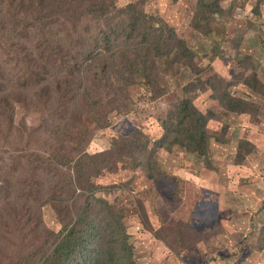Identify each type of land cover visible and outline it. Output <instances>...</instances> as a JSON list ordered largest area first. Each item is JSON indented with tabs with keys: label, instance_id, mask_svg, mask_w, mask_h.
Here are the masks:
<instances>
[{
	"label": "rangeland",
	"instance_id": "374dc122",
	"mask_svg": "<svg viewBox=\"0 0 264 264\" xmlns=\"http://www.w3.org/2000/svg\"><path fill=\"white\" fill-rule=\"evenodd\" d=\"M116 1L123 12L111 24L90 16L79 27L97 37L112 26L121 36L109 77L86 88L89 105L106 109L116 100L115 111L103 113V129L93 126L99 116L82 113L91 116L93 135L77 134L85 147L76 159L89 172L82 173L81 187L93 196L86 215L95 225L92 256L108 263L119 254L124 264H264V0ZM138 11L147 18H138ZM135 21L139 35L133 34ZM160 29L174 49L171 58H158L152 45ZM9 32L0 31V104L16 99L18 67L25 70ZM217 53L223 57L210 62ZM235 97L245 101L239 107L246 115L236 120L230 114L223 127L211 118L207 133L214 139L204 158L183 156L176 139L165 135L164 123L175 121L181 101L191 100L209 116L218 115V107L227 111L224 99ZM15 108L23 113L21 105ZM14 128L20 142L10 152L18 159L31 153L30 130L19 118ZM95 160H110L111 171L89 176ZM98 196L116 210L101 206ZM44 221L61 229L48 210ZM37 238V244H53L44 232Z\"/></svg>",
	"mask_w": 264,
	"mask_h": 264
},
{
	"label": "trees",
	"instance_id": "16d2710c",
	"mask_svg": "<svg viewBox=\"0 0 264 264\" xmlns=\"http://www.w3.org/2000/svg\"><path fill=\"white\" fill-rule=\"evenodd\" d=\"M117 4L116 0H0V31L3 35L10 31L11 47L25 67V70L18 67L16 99L3 98L0 104V109L8 116L5 118L0 113V264H124L119 254L108 263L91 254L89 240L95 225L88 223L86 215L93 196L86 195L81 187L84 185L82 173L89 172L82 161L76 159L85 147L77 134L82 133L85 138L93 135L87 120L91 116L82 113L99 116L101 121L95 120L93 126L103 129L108 126V118L103 117V113L115 111L116 100H111L106 109L89 105L90 93L86 88L90 85L96 88L109 77V62L117 60L114 46L121 38L112 26L108 30L101 29L97 37H93L88 28L81 32L79 27L90 16L95 17L91 20L105 19L111 24L123 12ZM222 11L221 6L216 14ZM137 14L138 18H147L140 11ZM138 28L135 21L133 34L139 35ZM153 29L150 19L149 33ZM163 32L159 30L152 45L159 53L158 58L164 59L165 55L171 58L174 49L170 48ZM133 38L132 35L130 39ZM32 43H35L34 50L30 47ZM221 57L222 54L217 53L209 59L214 62ZM130 70L134 71L133 67L130 66ZM215 79L219 85L220 81L225 83L217 75ZM224 101L227 111L218 107V115L209 116L191 100L178 103L173 112L175 121L171 118L164 127L169 130L165 135L176 139L182 148L180 154L204 158L214 139L207 133L211 118L223 127L230 114H237L236 120L246 115L245 107H239L246 104L242 99ZM17 105L23 108L20 115L15 108ZM18 118L25 129L30 130L31 144L27 150L31 153L16 159L11 149L20 142L14 128ZM231 154L240 157L242 152L236 155L232 150ZM112 165L110 160L104 164L95 160L89 176L111 171ZM91 192H96L95 186ZM98 199L108 211L116 210L101 196ZM47 210L61 226L58 232L45 225ZM42 232L53 243L51 246L46 247L45 241L37 244V236Z\"/></svg>",
	"mask_w": 264,
	"mask_h": 264
}]
</instances>
